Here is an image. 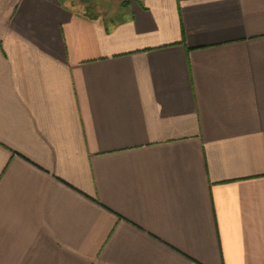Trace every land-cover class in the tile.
<instances>
[{
    "label": "crops",
    "instance_id": "1",
    "mask_svg": "<svg viewBox=\"0 0 264 264\" xmlns=\"http://www.w3.org/2000/svg\"><path fill=\"white\" fill-rule=\"evenodd\" d=\"M128 1L0 0V264H264V0Z\"/></svg>",
    "mask_w": 264,
    "mask_h": 264
},
{
    "label": "rangeland",
    "instance_id": "2",
    "mask_svg": "<svg viewBox=\"0 0 264 264\" xmlns=\"http://www.w3.org/2000/svg\"><path fill=\"white\" fill-rule=\"evenodd\" d=\"M97 1H100V0H97ZM101 1H103V4H102V6H101V9L102 10H100V8L98 7V6H93V7H88V8H91V9H95V11H99V12H101L102 14L103 13H105V11H108V12H110L111 10H114L118 5H119V1L120 0H112L113 1V3H110V5L108 4V2H110V0L108 1V0H101ZM105 1H108L107 2V4H105ZM115 1H118L117 3L115 2ZM123 3H125V4H127L129 1L128 0H121ZM110 9V10H109ZM120 5H119V7H118V17H122V15H125V11L123 12V11H120Z\"/></svg>",
    "mask_w": 264,
    "mask_h": 264
}]
</instances>
